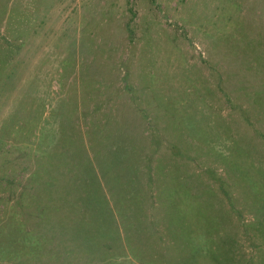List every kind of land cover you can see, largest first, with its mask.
Instances as JSON below:
<instances>
[{
	"label": "rangeland",
	"instance_id": "rangeland-1",
	"mask_svg": "<svg viewBox=\"0 0 264 264\" xmlns=\"http://www.w3.org/2000/svg\"><path fill=\"white\" fill-rule=\"evenodd\" d=\"M0 264H264V0H0Z\"/></svg>",
	"mask_w": 264,
	"mask_h": 264
}]
</instances>
